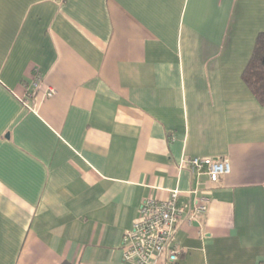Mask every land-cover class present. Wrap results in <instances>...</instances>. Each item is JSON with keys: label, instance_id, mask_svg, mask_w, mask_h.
I'll use <instances>...</instances> for the list:
<instances>
[{"label": "crops", "instance_id": "obj_1", "mask_svg": "<svg viewBox=\"0 0 264 264\" xmlns=\"http://www.w3.org/2000/svg\"><path fill=\"white\" fill-rule=\"evenodd\" d=\"M263 32L264 0H0V264H131L123 234L173 191L176 264H264V106L241 79Z\"/></svg>", "mask_w": 264, "mask_h": 264}, {"label": "built area", "instance_id": "obj_2", "mask_svg": "<svg viewBox=\"0 0 264 264\" xmlns=\"http://www.w3.org/2000/svg\"><path fill=\"white\" fill-rule=\"evenodd\" d=\"M39 79L29 84V90L39 88ZM54 90L47 88L45 97H51ZM190 168L206 175L209 182L216 183L230 172V164L226 159L191 158L187 160ZM178 192L173 191L168 200H145L139 208V216L131 228L122 236L123 259L131 264H154L151 259L164 256L167 264H176L180 250L173 239L182 209L177 205ZM209 203L206 195H201L195 208L189 213L188 222L199 218L207 211Z\"/></svg>", "mask_w": 264, "mask_h": 264}, {"label": "trees", "instance_id": "obj_3", "mask_svg": "<svg viewBox=\"0 0 264 264\" xmlns=\"http://www.w3.org/2000/svg\"><path fill=\"white\" fill-rule=\"evenodd\" d=\"M241 79L257 103L264 106V32L256 37L254 49Z\"/></svg>", "mask_w": 264, "mask_h": 264}]
</instances>
